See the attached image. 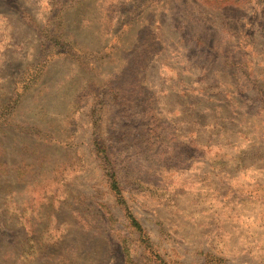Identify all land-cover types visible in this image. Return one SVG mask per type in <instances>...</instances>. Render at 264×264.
<instances>
[{
  "label": "rangeland",
  "instance_id": "rangeland-1",
  "mask_svg": "<svg viewBox=\"0 0 264 264\" xmlns=\"http://www.w3.org/2000/svg\"><path fill=\"white\" fill-rule=\"evenodd\" d=\"M0 264H264V0H0Z\"/></svg>",
  "mask_w": 264,
  "mask_h": 264
}]
</instances>
